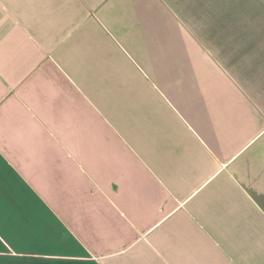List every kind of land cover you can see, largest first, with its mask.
<instances>
[{
  "label": "crops",
  "instance_id": "obj_1",
  "mask_svg": "<svg viewBox=\"0 0 264 264\" xmlns=\"http://www.w3.org/2000/svg\"><path fill=\"white\" fill-rule=\"evenodd\" d=\"M0 264H264V0H0Z\"/></svg>",
  "mask_w": 264,
  "mask_h": 264
},
{
  "label": "rangeland",
  "instance_id": "obj_2",
  "mask_svg": "<svg viewBox=\"0 0 264 264\" xmlns=\"http://www.w3.org/2000/svg\"><path fill=\"white\" fill-rule=\"evenodd\" d=\"M52 194L53 193H45V198H51V196H52ZM54 194H56V196L57 197H59V198H64L65 197V195L63 194V193H54ZM56 204L57 206H61V207H59V208H55V207H53V205L52 204ZM51 203H46L45 205L46 206H48V209H49V211L52 213V214H54L55 216H56V214H57V216L59 215L60 216V218L62 219L63 218V220H64V222H65V219L64 218H67V217H69V219L71 218V219H73V218H75L76 216H74L73 214H71L70 215V212H68L69 211V209L68 208H64V207H62V205H63V203L64 202H61V201H59V200H51ZM69 213V214H68ZM31 215H35V214H31ZM44 216H45V218L44 219H46V216L47 215H50L48 212L46 213V210L44 209V214H43ZM69 215V216H68ZM29 218H34V217H32V216H30L29 215ZM19 219V218H18ZM74 221V220H73ZM66 226V225H65ZM32 242V241H31Z\"/></svg>",
  "mask_w": 264,
  "mask_h": 264
}]
</instances>
